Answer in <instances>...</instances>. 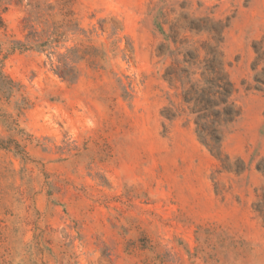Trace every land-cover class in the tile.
I'll return each instance as SVG.
<instances>
[{
	"label": "rangeland",
	"instance_id": "rangeland-1",
	"mask_svg": "<svg viewBox=\"0 0 264 264\" xmlns=\"http://www.w3.org/2000/svg\"><path fill=\"white\" fill-rule=\"evenodd\" d=\"M72 1L0 0V264H264V0ZM208 54L220 151L168 80Z\"/></svg>",
	"mask_w": 264,
	"mask_h": 264
},
{
	"label": "trees",
	"instance_id": "trees-1",
	"mask_svg": "<svg viewBox=\"0 0 264 264\" xmlns=\"http://www.w3.org/2000/svg\"><path fill=\"white\" fill-rule=\"evenodd\" d=\"M63 9L70 8L73 4L72 0H59ZM73 12L70 11L71 15ZM0 27H4V20L0 12ZM25 45L21 43L15 44L13 52L16 50H24ZM214 55V53H212ZM206 59L207 71L203 73L204 85L192 84L191 78L195 76L191 70L184 71L186 81H183V75L176 77V79H168L172 87H176L177 82L182 83L184 90V100L187 105H194L192 113L197 115L195 121L198 126V133L203 137L204 144H207V136H210L212 141L215 142L219 149L222 148L223 143V130L230 125H233L236 120L241 116V108L234 101V97L238 93L235 85L230 80L229 75L224 73L223 64L218 62L214 56ZM199 57H194L192 67L197 66ZM57 71L62 69L67 70L68 64L60 61ZM69 73L65 72V77ZM78 75L70 78L71 83L76 82ZM189 85V87H187ZM210 146V145H208ZM213 147L212 152L216 151L217 147Z\"/></svg>",
	"mask_w": 264,
	"mask_h": 264
}]
</instances>
